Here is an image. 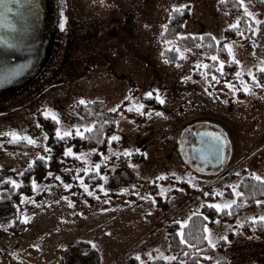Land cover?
<instances>
[{
  "label": "rangeland",
  "instance_id": "obj_1",
  "mask_svg": "<svg viewBox=\"0 0 264 264\" xmlns=\"http://www.w3.org/2000/svg\"><path fill=\"white\" fill-rule=\"evenodd\" d=\"M218 1L54 0V39L37 64L35 72L40 71L0 98V183L17 185L22 169L46 155L39 110L56 115L61 135L89 128L91 122L74 111L81 100H99L97 109L104 112L132 109L142 119L119 113L113 135L119 139L100 160H92L91 150L77 152L83 165L61 167L34 184L33 193L43 194L25 196L17 205L25 223L22 233L5 232L12 219L0 224V264H126L131 257L136 264L154 258L170 264L167 223L183 225L204 204L224 208L236 200L237 183L245 174L264 180V83L254 76L264 69V34L259 55L241 38L225 43L238 69L235 81L224 88H207L203 55L196 47L175 43L179 60L174 63L160 56L164 46L173 44L159 38L172 9L190 6L182 34L209 32L216 40L241 14L264 18V8L251 2L232 15L220 10ZM149 93L159 106L145 107ZM200 132L224 141L221 164L204 167L192 158L190 147ZM4 141L28 146L10 148ZM125 152L140 153L142 159L126 158ZM89 171L101 178L98 190L83 180L81 173ZM152 183L160 203L150 193ZM259 217H264V199L232 221L206 224L208 244L224 240L222 251L215 249L206 264H221L219 258H225L224 264H264V235L241 229L244 220ZM80 240L95 248L97 259L82 254V243L69 249Z\"/></svg>",
  "mask_w": 264,
  "mask_h": 264
},
{
  "label": "trees",
  "instance_id": "obj_2",
  "mask_svg": "<svg viewBox=\"0 0 264 264\" xmlns=\"http://www.w3.org/2000/svg\"><path fill=\"white\" fill-rule=\"evenodd\" d=\"M251 2L259 8H264V0H243ZM217 7L228 13L238 14L242 8L241 0H219ZM177 9V8H175ZM180 11H170L167 20L163 23L159 38L161 42L173 41L169 47L161 49L160 56L169 63L179 60L178 50L175 43L181 44L187 48H197L203 55V61L207 67L204 68L208 89L224 88L228 83L235 81L236 71L238 69L235 60L228 55L225 43L230 40L241 38L245 42H250L252 50L257 55L259 52V39L264 34V18L257 19L247 14H241L238 17V27H225L223 37L216 40L209 32L200 34H182L183 25L190 15V6L188 4L179 7ZM258 40V43L256 42ZM216 56V60L211 57ZM194 76H197V70H194ZM256 78H262L264 83V71L256 70ZM215 77V79H213ZM145 107L159 106V102L153 97H145ZM99 100H86L84 104L76 101L74 111L84 120L91 122L89 128L91 131L84 130L78 134L71 130L69 135L60 138L57 136V122L46 116L41 110L37 112V119L40 128L45 133L46 155L41 159L35 157L33 161L24 167L20 173V181L17 185L9 180H3L0 183V224L9 219L11 223L7 225L5 232L13 236L22 233L25 223L19 218L17 205L25 196L34 195L40 197L43 191L33 193L34 184L38 181H47L51 175L61 167L71 165H83V161L77 156V152L91 150V158L98 161L110 146L116 144L112 137L116 131V116L124 112L135 120L142 119L141 114L135 111L126 110L122 106L115 111H101L97 109ZM88 129V128H87ZM3 144L10 148H23L28 146L22 141H4ZM71 149V155L66 153ZM132 159H142L140 153H132L124 156ZM84 182L90 187L98 190L101 184V178L96 171L81 173ZM238 193L235 204L230 208L210 207L211 204H204L200 210L189 216L187 221L180 225L177 221H171L166 224L165 233L168 244V251L172 255L170 264H206L208 259L216 249L222 251L224 240L217 241L215 246L207 243L205 238V225L212 223L216 219L232 221L245 210L253 208L258 200L264 199V180L256 179V176L248 173L243 175L237 183ZM156 184H150V193L154 195L158 203L161 202L160 196L156 194ZM93 195H87L88 201H92ZM230 213V214H229ZM18 215V216H17ZM242 231L250 236L264 235V221L259 219L244 220L241 224ZM183 241V242H182ZM80 243L84 245L83 255L94 254L97 259L96 250L90 246L89 242L80 240L75 244H70L69 249L74 250ZM81 254V255H82ZM175 259H172V258ZM212 259V258H211ZM219 263L224 264L225 258H219ZM136 258H129L126 264H136ZM148 264H164L160 258H154ZM209 264H214L213 262Z\"/></svg>",
  "mask_w": 264,
  "mask_h": 264
},
{
  "label": "water",
  "instance_id": "obj_3",
  "mask_svg": "<svg viewBox=\"0 0 264 264\" xmlns=\"http://www.w3.org/2000/svg\"><path fill=\"white\" fill-rule=\"evenodd\" d=\"M54 20V0H0V97L40 71L35 69L52 47ZM190 150L202 166H217L222 162L224 141L215 133L200 132Z\"/></svg>",
  "mask_w": 264,
  "mask_h": 264
},
{
  "label": "snow or ice",
  "instance_id": "obj_4",
  "mask_svg": "<svg viewBox=\"0 0 264 264\" xmlns=\"http://www.w3.org/2000/svg\"><path fill=\"white\" fill-rule=\"evenodd\" d=\"M241 3H243V0H241ZM173 11H177V12H178V11H180V9H179V8H177V9H173ZM246 14H249V15H250V13H246ZM60 26H61V28L63 29V23H61ZM230 27H232V28H236V27H238V24L230 25ZM225 47L228 48L229 54H231V47L228 46V45H225ZM211 59H212V60H216L217 57H216V56H212ZM205 67H207V66L205 65ZM261 71H264V69H261ZM213 79H215V77H213ZM257 86H261V85H257ZM228 87L232 88L233 86H232V85H228ZM245 90H247V89H245ZM148 95L151 96L152 94L149 93ZM160 102L163 103L162 100H161ZM80 103H81V104H84L85 101L81 100ZM140 107H143V106L141 105ZM115 110H116V109H112V111H115ZM129 110H132V109H129ZM139 110H140L139 108H136V111H139ZM45 115H46V116H51V119H53L54 121H56L57 123H59V121H58V119H57V117H56L55 114H52V113H50V112H46ZM157 115H161V114H160V113H157ZM91 130H92L91 128L86 129V131H91ZM69 134H70V133H68V132H64V133L61 135L60 130H59V129L57 130V136H59L60 138H63L64 136H67V135H69ZM78 134H79V133H78ZM13 135H14V137H15V134H13ZM23 139L27 140V142H28L29 144H34V143H35L34 140H31V139L28 138V137H23ZM112 139H113V140H116V139H119V138L114 136V137H112ZM45 150L47 151V149H45ZM71 154H72V153H71V149H69V151L66 153V155H71ZM123 155H130V153L125 152V153H123ZM40 158L43 159L44 157H40ZM97 167H98V166H97ZM164 178H165V177L162 176V177H159L158 179H164ZM256 179L259 180V179H261V178H260L259 176H257ZM65 187H70V185H66ZM85 190L87 191V187H86V186H85ZM88 194H89V195H92L91 192H89ZM235 194H236V195H240V193H238V192H236ZM217 195H220V193H217ZM233 204H235V201H234V200L231 201L230 203H227V204L223 205V207H224V208H230ZM210 207L216 208L217 211H220V210H221V205L213 204V205H210ZM229 214H230V213H229ZM254 219H255V218H254ZM258 219H259L260 221H264V217H259ZM205 231H206V232L209 231V230L207 229V227L205 228ZM205 238H206V239H209V243H210V244L212 243L210 237H205ZM182 242H183V241H182ZM172 259H175V258L173 257Z\"/></svg>",
  "mask_w": 264,
  "mask_h": 264
},
{
  "label": "flooded vegetation",
  "instance_id": "obj_5",
  "mask_svg": "<svg viewBox=\"0 0 264 264\" xmlns=\"http://www.w3.org/2000/svg\"><path fill=\"white\" fill-rule=\"evenodd\" d=\"M1 97H2V96H1ZM1 97H0V98H1Z\"/></svg>",
  "mask_w": 264,
  "mask_h": 264
}]
</instances>
